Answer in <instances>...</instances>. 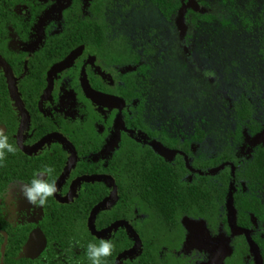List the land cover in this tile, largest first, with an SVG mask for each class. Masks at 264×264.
<instances>
[{
	"label": "flooded vegetation",
	"instance_id": "af4514ba",
	"mask_svg": "<svg viewBox=\"0 0 264 264\" xmlns=\"http://www.w3.org/2000/svg\"><path fill=\"white\" fill-rule=\"evenodd\" d=\"M143 4L153 5L146 0H117L109 10L108 19L113 33L125 36L127 42L141 52H147L149 48L152 52L149 63H152L157 51L155 47L141 40L135 41L120 32L111 19L117 10L124 12L133 5L141 7ZM62 5L57 0L51 15L55 16L58 7L60 9ZM41 32L42 29H36L34 38L27 45L21 46L16 54L20 59L18 70L21 58L24 60L21 72L15 74L10 63L0 53L12 70L16 88L15 97L11 95L4 71L7 88L0 90V128L5 130L9 142L14 143L18 149L15 155L9 154L5 166L0 167V264H91L86 255L88 243L109 239L116 248V240L122 239V236L127 246L115 254L113 264L117 261L118 264H135L131 263V257L138 253L143 238L149 235L146 223L148 218L141 219L145 222L142 226L134 223L138 218L123 217L98 227L100 220L97 214L91 217L92 209L98 203L112 195L106 206L109 205L115 200L119 190L111 173L114 169V148L120 141L127 144L131 140L130 135H133L135 140L153 149V144L160 143L174 150L171 158H167L154 149L166 159H173L175 155L181 154L187 168L194 171L183 150L158 141L163 130L172 137H176L179 132L190 133L191 112L177 113L168 119L160 116L152 118L148 112L146 88V103L139 117H135L130 105H127L126 99L120 94L126 90L121 85L127 79L121 78L120 74L130 67L119 68L113 65L116 60L115 40L105 41L102 50L91 42L75 43L67 40H52L47 47L41 48ZM81 47L87 49L65 68L49 74L53 66ZM30 56L44 63L43 75L39 78L31 76L27 80L29 85L23 82V87H20ZM142 61H147V56ZM2 69L4 70L3 67ZM136 76L141 74H135ZM143 79L146 78L143 76ZM91 89L117 96L123 101L122 106L94 102L89 96ZM118 117L122 120L123 128L116 129ZM189 149L191 150V143ZM45 165L55 168L53 179L58 192L49 198L46 206L34 207L20 195L19 186L21 183H30L33 174ZM95 175L108 176L109 180L105 177L82 178ZM101 182L105 183L102 185ZM89 206L91 207L85 216L86 207ZM113 224L115 225L109 231L100 235L91 231L92 228L99 233ZM138 227L142 232L138 231ZM186 227L188 233L183 240L188 253V264H196V260H200V264H250L248 253L245 254L246 250L243 248H239L235 262H225L228 240L224 235L211 236L204 225L198 222L187 221ZM249 230L251 236L254 230ZM193 231L196 238H192ZM135 234L139 240L136 250L129 255L120 256L136 246ZM245 239L247 240L246 237ZM241 243L240 241L239 244ZM259 251L262 258L260 248ZM252 255L256 264L253 252ZM216 258L218 259L215 261Z\"/></svg>",
	"mask_w": 264,
	"mask_h": 264
},
{
	"label": "trees",
	"instance_id": "16d2710c",
	"mask_svg": "<svg viewBox=\"0 0 264 264\" xmlns=\"http://www.w3.org/2000/svg\"><path fill=\"white\" fill-rule=\"evenodd\" d=\"M60 1L63 5L53 16L51 14L57 0H0V53L17 74L22 71L24 60L22 57L18 70L20 59L16 54L21 46L34 38L38 28L42 29L41 48L47 47L52 40H67L91 42L102 50L105 41L115 40L116 60L113 65L130 67L120 74L121 78L127 77L125 84L121 85L126 90L120 94L130 105L132 114L138 118L146 103L144 89L151 66V50L148 48L147 52H141L129 44L125 36L113 33L108 16L117 0ZM146 1L152 3L167 21L182 14L191 23L194 38L209 34L215 28L217 18L210 12L211 6L207 0ZM144 56H147L145 62L142 61ZM43 69L44 63L30 56L20 87L24 83L28 86L27 80L31 76L41 77ZM135 74L141 76L135 77ZM5 79L4 70L0 67V90L7 88ZM231 110L233 127L208 150L201 147L209 136L206 122L201 116L191 115L190 133L179 132L172 137L167 135L166 130L162 131L158 141L183 150L194 171L187 168L181 154L166 159L151 146L135 140L133 135H130L131 140L127 144L121 141L116 144L111 173L119 190L115 200L106 207L98 208L96 214L100 220L98 227L123 217L138 218L134 223L142 226L145 222L141 219L148 218L149 235L143 238L141 249L131 257V263L188 264L183 239L188 233L186 222L191 221L202 223L211 236L222 234L227 237L225 262H235L239 248H243L245 254L248 253V263L254 264L250 245L244 235H235L228 227V200L233 202L237 224L254 230L251 236L258 244L264 262V142L254 145L247 143L248 138L264 129V118L245 94L233 101ZM224 162L231 163L234 170L229 164L217 172H210ZM90 207H86L85 216ZM139 228L138 231L142 232ZM126 246L123 236L116 240V248L106 264H113L115 254ZM196 264H200V260H196Z\"/></svg>",
	"mask_w": 264,
	"mask_h": 264
},
{
	"label": "rangeland",
	"instance_id": "374dc122",
	"mask_svg": "<svg viewBox=\"0 0 264 264\" xmlns=\"http://www.w3.org/2000/svg\"><path fill=\"white\" fill-rule=\"evenodd\" d=\"M207 1L217 22L196 38L182 14L166 21L151 4L111 16L120 32L157 50L146 79L150 116L190 111L203 117L209 130L204 150L233 127L231 106L241 94L264 118V0ZM262 142L264 129L247 139Z\"/></svg>",
	"mask_w": 264,
	"mask_h": 264
},
{
	"label": "water",
	"instance_id": "95a60500",
	"mask_svg": "<svg viewBox=\"0 0 264 264\" xmlns=\"http://www.w3.org/2000/svg\"><path fill=\"white\" fill-rule=\"evenodd\" d=\"M86 49H87L86 47H81V48H78V49L74 50L65 60H63L62 62H60V63L56 64L55 66H53V68L50 70L49 74L52 75L53 73L65 68L78 54H80L81 52L85 51ZM0 65L4 68V71H5L6 75H7L8 87L10 89L11 95L16 97V88H15V84H14L15 79L13 77L12 70H11L10 66L7 64V62L1 57V55H0ZM49 80H50V78H49ZM89 96L91 97V99L94 102H97V103H100V104H104V105H107V106L121 107L122 104H123V101L120 98H118L117 96L106 95V94H103L101 92H98V91H95V90H92V89L89 92ZM119 128H123L122 120H121L120 117H118L116 119V129H119ZM153 147L160 155H162L164 157H167V158H171V156L175 153L174 150H170V149L164 147L160 143L153 144ZM229 164L232 166V171H233L234 170L233 165L231 163H229V162H224V163L220 164L219 166H217L215 168H212L210 170V172L211 173L217 172L221 168H223L224 166L229 165ZM99 177L100 178L105 177V178H107L109 180L108 176H101V175L100 176H96V175L95 176H83L82 178L83 179H91V178H99ZM111 197H112V195L110 197L104 199L100 203H98L92 209L91 217L94 216V214L96 213L98 208L105 207L107 202H108V200ZM226 206H227V222H228V225H229V228H230L231 232L233 234H235V235L236 234H244L245 237L247 238L249 244H250V247H251L252 252L254 254V257H255L256 264H263L262 258H261V254H260V251H259V247L254 242V240L251 238L250 230L239 226L237 224V222H236V212H235L232 200H228ZM114 225L115 224L111 225L106 230H103V231H101L99 233L94 232L92 230V228H91V231L94 234L100 235V234H103V233H106L107 231H109ZM135 237L137 238L136 246H134L130 250H127V251L123 252L120 256L129 255V254H131L132 252H134L136 250V248L139 245V240H138V236L136 234H135ZM116 264H118V261H117Z\"/></svg>",
	"mask_w": 264,
	"mask_h": 264
},
{
	"label": "clouds",
	"instance_id": "9594fccd",
	"mask_svg": "<svg viewBox=\"0 0 264 264\" xmlns=\"http://www.w3.org/2000/svg\"><path fill=\"white\" fill-rule=\"evenodd\" d=\"M17 150V146L9 142V136L5 130L0 128V167H4L8 155H15ZM54 172V167L45 165L33 174L30 183L20 184V195L34 207L46 206L49 198L58 192L56 181L53 179ZM114 248L115 244L112 240L100 239L98 243H88L86 255L91 264H106V260L112 256Z\"/></svg>",
	"mask_w": 264,
	"mask_h": 264
}]
</instances>
